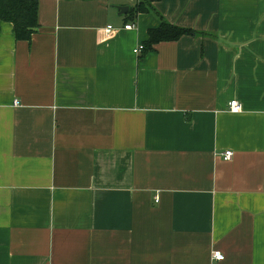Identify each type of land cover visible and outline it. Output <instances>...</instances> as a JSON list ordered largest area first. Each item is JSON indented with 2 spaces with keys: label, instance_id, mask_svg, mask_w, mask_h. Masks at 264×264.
I'll return each instance as SVG.
<instances>
[{
  "label": "crops",
  "instance_id": "0c3cea01",
  "mask_svg": "<svg viewBox=\"0 0 264 264\" xmlns=\"http://www.w3.org/2000/svg\"><path fill=\"white\" fill-rule=\"evenodd\" d=\"M140 1L0 21V264H264V0Z\"/></svg>",
  "mask_w": 264,
  "mask_h": 264
},
{
  "label": "trees",
  "instance_id": "16d2710c",
  "mask_svg": "<svg viewBox=\"0 0 264 264\" xmlns=\"http://www.w3.org/2000/svg\"><path fill=\"white\" fill-rule=\"evenodd\" d=\"M39 0H0V21L10 22L16 39L29 41L35 28L38 27ZM146 0L140 1L133 13L147 11ZM195 31L175 26L164 21L157 28L149 29L148 39L143 43L142 53L150 51L161 41L178 40L183 35L194 34Z\"/></svg>",
  "mask_w": 264,
  "mask_h": 264
},
{
  "label": "built area",
  "instance_id": "2783aa9c",
  "mask_svg": "<svg viewBox=\"0 0 264 264\" xmlns=\"http://www.w3.org/2000/svg\"><path fill=\"white\" fill-rule=\"evenodd\" d=\"M133 25L131 24H127L124 26L125 29H130ZM115 30V28L112 25H107L104 28V31L106 33V35H110L111 33H113ZM143 49V45H140L138 47H136V49H134V52L139 53L141 52ZM17 103V101H15V104ZM228 107L229 110L232 112H239L242 110V105L237 101V100H231L228 103ZM233 152L231 150L225 151L223 153L224 159H230L232 157ZM212 257L215 260L221 261L224 259V255L221 251L219 250H213L212 251Z\"/></svg>",
  "mask_w": 264,
  "mask_h": 264
},
{
  "label": "water",
  "instance_id": "95a60500",
  "mask_svg": "<svg viewBox=\"0 0 264 264\" xmlns=\"http://www.w3.org/2000/svg\"><path fill=\"white\" fill-rule=\"evenodd\" d=\"M118 8H119V10H122V9H121L122 7H118Z\"/></svg>",
  "mask_w": 264,
  "mask_h": 264
}]
</instances>
